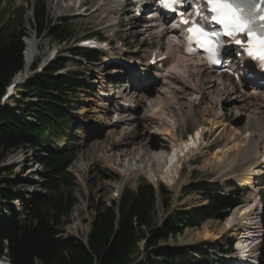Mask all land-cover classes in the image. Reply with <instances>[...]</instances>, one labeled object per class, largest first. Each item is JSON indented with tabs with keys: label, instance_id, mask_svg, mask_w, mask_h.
I'll return each instance as SVG.
<instances>
[{
	"label": "bare ground",
	"instance_id": "bare-ground-1",
	"mask_svg": "<svg viewBox=\"0 0 264 264\" xmlns=\"http://www.w3.org/2000/svg\"><path fill=\"white\" fill-rule=\"evenodd\" d=\"M86 1L51 0L52 8L60 16H83L81 9ZM90 1L93 3L92 13L101 10L98 17L106 14L112 8L110 4H113H103L101 0ZM146 30L151 40L164 38V34L156 31L159 29L153 25ZM38 44L34 37L26 40V70L31 69L38 55ZM177 46L169 44L168 55L172 56L173 62L161 75L154 73L153 77L145 79L144 75L140 77V74H131V79L135 81L144 79L149 90L143 87L138 91L136 99L131 102L135 106H128L130 103L122 106L118 102L108 106L107 101L96 103L95 113L99 117H104L111 109L116 108L107 121V135L110 134L111 140L101 148L104 163L118 175V181L110 182V185L115 192L121 193L129 183L136 186L137 180L144 175L155 184L160 181L166 183L177 197L183 186L191 181L190 175L184 172L185 166L192 167L193 161L200 158L202 165H197L194 169L201 168L214 173L215 179L219 180L212 182H219L225 189H230L232 187L228 182L234 181L240 186L255 188L253 193L260 191L263 183H259L257 175L264 168L262 165V169L257 168L264 163V123L258 121L256 113L264 112V95L255 91L257 87L247 94L244 91H240L241 95L236 94L239 90L236 85L225 83L222 77L210 73L197 59L182 55ZM119 71L115 72L114 69L109 73ZM144 72L145 69L140 68V73ZM15 81H21L20 75ZM247 82L255 83L251 79L242 81L244 86L248 85ZM251 99H261V103L258 106L250 103L251 108L243 105ZM107 100L109 102L110 98ZM239 100L244 102L241 107L236 104ZM207 113H211L208 119ZM231 117L244 118L243 126L238 128L231 123ZM207 122L211 124L210 133L223 127V133L214 138L216 147L213 150L210 148L212 142H207L203 135ZM189 123L195 127V134L185 140ZM233 136H238L241 140L235 141L236 137L232 138ZM218 138L222 141L219 142ZM83 167L82 165L81 168ZM255 178L257 184L254 183ZM254 194L251 193L250 196ZM183 202L184 200L179 202V205ZM255 208L254 205L235 209L218 227H212V223L207 221L193 235L188 230L181 244L200 252L204 243L197 248L195 246L202 242L237 239L236 254L225 258L224 263L238 264L240 259L250 257L248 254L256 253L252 237L260 235V228ZM246 226L251 230L255 228L256 235L247 233Z\"/></svg>",
	"mask_w": 264,
	"mask_h": 264
},
{
	"label": "trees",
	"instance_id": "trees-1",
	"mask_svg": "<svg viewBox=\"0 0 264 264\" xmlns=\"http://www.w3.org/2000/svg\"><path fill=\"white\" fill-rule=\"evenodd\" d=\"M49 24L45 4L41 3L39 30L46 29ZM54 33L60 41L71 36L67 26ZM22 36V30L0 33V100L7 85L24 68ZM65 61L58 59L25 87L24 96L38 97L39 103L19 102L16 111L0 109V152L42 147L44 143L49 144L53 131H62L71 122L60 104L66 103L68 94L80 84L73 77L77 74H56ZM45 152L46 156L40 159L47 175L42 184L45 193H30L24 197L18 194L19 186L32 185L30 181L0 180V258H8L11 264H135L144 241L145 252L153 250L162 264H173L170 248L166 257L156 249L161 242L176 236L184 227L197 226V218L223 220L230 210L241 204L244 194L239 190L223 194L219 188H199L207 204L192 209L181 218L169 220L161 232L155 223L158 193L151 184L145 183L136 190L126 189L119 202L101 204L85 242L62 235L64 218L77 202L69 191L74 181V176L66 170L70 155L49 148ZM159 192L164 200L167 192L163 187ZM262 199L264 205V192ZM14 200L20 201V212L12 204ZM179 223L183 228H179ZM262 223L258 264H264V207Z\"/></svg>",
	"mask_w": 264,
	"mask_h": 264
},
{
	"label": "rangeland",
	"instance_id": "rangeland-1",
	"mask_svg": "<svg viewBox=\"0 0 264 264\" xmlns=\"http://www.w3.org/2000/svg\"><path fill=\"white\" fill-rule=\"evenodd\" d=\"M47 1L49 3V12L50 14H53L52 17L54 18V23H56L57 25L55 27H58L64 21L69 22L71 26L70 28L74 33L73 40H79L85 37H89L91 33H94L96 30L99 29L100 25L97 20L86 15L71 16L63 20H58V18L56 17V10L52 8L50 0ZM38 3L39 0H3L0 9V20L4 21L2 27L4 25L6 26L11 24L19 26L22 30H24L25 34H27V36L23 38L26 43V40L30 38V36L34 35V24L32 20L34 10L37 7ZM84 5L85 7H88L90 5L89 0ZM126 18L127 17H123L122 19ZM124 30L126 29L124 28L123 31ZM133 32L134 30H130L128 32L129 37L127 39V42L133 43L136 49L145 48L144 46L147 45V35L144 34V32H141L137 34V36H132ZM51 33L52 31L50 30L47 36L43 37L41 43H39V50L36 59H38L37 61H40V63L36 61L37 64L42 63L43 59L48 56L49 51L53 47H58L61 50L59 56L69 54L68 48L71 46L72 42L68 41L62 44H58L53 40ZM121 35L124 36L127 34L121 33ZM100 59L101 61L103 60L102 57ZM78 65L79 64L77 62L72 61L71 59L68 62V66L74 70L78 67ZM94 69L95 70L92 69L90 71L92 74L86 73V75L91 76L92 79H100L106 77V66L104 63H97ZM207 77H209L208 74ZM91 78L85 79V86L82 87L81 90L77 91L75 95L71 96L72 100L76 102L75 110L73 111L72 115L74 116V119H76L82 124V126L77 130L74 137H72V140L70 141L71 144L68 147V149L72 151V155L71 162L67 170L74 176V181L69 191H71L72 195L76 198L77 202L73 206L70 214L64 218V223L62 226L64 229L65 237L69 238L73 236L86 241L87 235L91 228V223L94 219L96 209L101 206V204L111 205L113 201L119 202L120 198L123 195V192L126 189L136 190L138 186H141L145 183L154 186V188L157 189L156 191L158 192L155 223L158 228L157 230L161 232L163 230V225H165V223L169 220L181 218L185 215V213L190 212L192 209L207 204V200L204 198V195L200 192L199 188H209L212 190L220 188L223 190H229L222 187L219 182H212L219 180L218 178L215 179L216 177L214 173H211L208 170H203L201 168L194 169L197 165H202V159L198 158L193 161V168H189L187 165L185 166L184 172L190 175L191 181H189L183 186L182 192L177 197H175V193L173 192L172 188L166 183L160 181L159 184H155L149 181L144 175H142L137 180L136 186H134L132 183H129L125 186L121 193L115 192L112 185H110V182L118 181V175L111 169V167H109V165H106L104 163V160L101 157V148L111 140L110 134L107 135L109 130L107 121L110 120V117L112 116H110V114L108 113L104 117H99L98 114L95 113L97 99L93 95L95 94L93 93L94 88H91L89 85ZM222 78L225 83L233 84L230 78L226 76H223ZM96 82L97 81H94L93 85L96 84ZM247 87L248 86H246L245 89H247ZM241 90L245 92L244 86L241 87ZM259 93L262 96L264 94L263 91H259ZM236 94L241 95V92L238 90ZM260 102L261 99H251L250 102L248 101V103L243 104L244 102L239 100L236 104H238V107H241V105L243 104L247 105L248 108H251V104L256 103L255 105H258L260 104ZM8 103L12 104V99H10ZM210 115L211 113H207L206 118L208 119ZM257 119H259V122L264 123V115H258ZM230 122L234 123L238 128H241L245 122V119L239 117H231ZM208 123L209 122H207V126L210 124ZM103 124L105 125L104 128H102ZM222 128L223 127L217 128L218 130L215 133H210V131L209 135H205L206 141H209L210 143L212 142L211 144H213L210 147L211 150L216 147V142H214V138H216L218 134L223 133ZM193 129H195V127L192 125V123H189L188 132L193 131ZM88 136L92 137L87 138ZM235 137V141L241 140L240 138H238V136H233L232 138ZM218 140L219 142L222 141L220 138H218ZM42 155L43 152H33L27 149L26 147H21L11 152H0V180L2 178H9L20 182L22 179H24V177H26L27 179H29V181H34V183L36 184L30 187L27 186V184H21L18 189V194L27 196L28 193L32 191L45 193V190L37 184L40 181L42 182L44 180V177L42 176L44 174V170L42 169V166L39 167L35 163L36 158ZM82 165L84 166L83 168H81ZM11 167L13 168L11 171H9ZM189 169L192 171H189ZM233 183L236 184L237 182L233 181ZM257 183L258 182L256 180L255 184ZM161 187H163L167 192V195L166 197H164V200L159 192ZM251 189L255 190V188L253 187H251ZM183 200L184 202L179 205V202ZM16 206L17 208H19V204H17ZM228 217L229 216H227V218ZM227 218H225L224 220L210 218L206 220H201L197 218V226L186 228L184 227L182 232H180L176 236H170L168 240L161 242L156 249L163 254V257H166L168 254L167 249L169 245L176 247L187 246L181 244V241L186 238L185 236L188 234V230H191L190 233L193 235L196 230L202 229L205 222L209 221L212 223V227H218L219 224L223 223ZM182 225V223H179V228H183ZM233 240H236V244L238 245V240ZM213 242V240L205 241L195 246L197 248L198 246L204 243L203 249L201 250L202 252L195 251L193 249V252L192 250L188 251L185 250V248L183 247L177 252H175V250L170 249V251H172L173 253L172 263L190 264L191 261L197 264H219L221 261L217 255H222V253L226 250L228 246H225V244L221 245V243H217L226 242L222 239L215 240L214 245L209 244ZM189 245L192 246L191 244ZM218 245L220 247H218ZM206 248L210 250H218L217 255H214L216 259L213 258L209 251L205 250ZM144 249L145 241L140 245V256L135 262V264H162L161 261L154 256L155 253L153 250L145 252ZM198 256H200V258ZM2 262L4 261H1L0 264H2Z\"/></svg>",
	"mask_w": 264,
	"mask_h": 264
},
{
	"label": "snow or ice",
	"instance_id": "snow-or-ice-1",
	"mask_svg": "<svg viewBox=\"0 0 264 264\" xmlns=\"http://www.w3.org/2000/svg\"><path fill=\"white\" fill-rule=\"evenodd\" d=\"M169 8L182 3L183 0H161ZM210 6L211 21L223 26V32L228 37H235L237 34H245L246 40L236 39L234 42L244 48L250 57H253L264 66V0H206ZM195 15L201 21L207 22L208 17L203 15L199 6L195 9ZM184 24H189L190 19L184 18ZM192 27L187 31L192 35L189 40L195 39L201 48H206L213 56L210 59L213 63L219 61L214 58L215 53L223 46L218 38L221 33L218 31H206L201 23L191 21ZM191 51V48H189Z\"/></svg>",
	"mask_w": 264,
	"mask_h": 264
},
{
	"label": "water",
	"instance_id": "water-1",
	"mask_svg": "<svg viewBox=\"0 0 264 264\" xmlns=\"http://www.w3.org/2000/svg\"><path fill=\"white\" fill-rule=\"evenodd\" d=\"M182 247H186V246L175 247V249H176V250H180Z\"/></svg>",
	"mask_w": 264,
	"mask_h": 264
}]
</instances>
